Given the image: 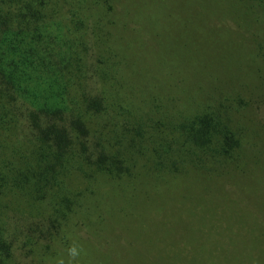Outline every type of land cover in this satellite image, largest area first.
Listing matches in <instances>:
<instances>
[{"label": "trees", "instance_id": "trees-1", "mask_svg": "<svg viewBox=\"0 0 264 264\" xmlns=\"http://www.w3.org/2000/svg\"><path fill=\"white\" fill-rule=\"evenodd\" d=\"M167 2L0 0V264H96L107 230L185 185L264 194V0ZM233 234L251 254L197 264H264V220Z\"/></svg>", "mask_w": 264, "mask_h": 264}, {"label": "rangeland", "instance_id": "rangeland-1", "mask_svg": "<svg viewBox=\"0 0 264 264\" xmlns=\"http://www.w3.org/2000/svg\"><path fill=\"white\" fill-rule=\"evenodd\" d=\"M167 4L169 10L178 12L176 15L184 16L199 10L196 0H168ZM179 28H183V24L179 23ZM202 40L207 42L205 38ZM195 186L185 185L176 192L171 189L168 193H157L156 200L134 211L133 218L139 224L137 231H127L122 222L107 230L98 242L103 250H107H99L96 264H108L106 260L102 261L110 250L123 255V259L131 251L164 256H187L189 252L197 257L193 264L203 261L204 256L212 252L218 255L251 254L250 247H239L233 230L253 218L264 220V194L255 191L256 186L255 190L249 187L245 192L246 199L237 198L232 192L227 197L220 196L217 191L211 197ZM219 233L233 234V238L225 236L218 240ZM258 254L263 255L264 251Z\"/></svg>", "mask_w": 264, "mask_h": 264}]
</instances>
